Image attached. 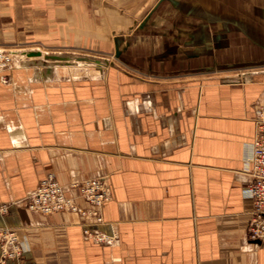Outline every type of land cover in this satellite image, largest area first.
<instances>
[{"label": "crops", "instance_id": "crops-1", "mask_svg": "<svg viewBox=\"0 0 264 264\" xmlns=\"http://www.w3.org/2000/svg\"><path fill=\"white\" fill-rule=\"evenodd\" d=\"M163 1L139 28L112 0H0V47L16 50L0 69V227L25 264H264L242 195L264 5ZM45 54L68 62L36 64ZM48 175L83 209L70 184L103 178V221L28 210Z\"/></svg>", "mask_w": 264, "mask_h": 264}, {"label": "built area", "instance_id": "built-area-1", "mask_svg": "<svg viewBox=\"0 0 264 264\" xmlns=\"http://www.w3.org/2000/svg\"><path fill=\"white\" fill-rule=\"evenodd\" d=\"M13 60V54L0 49V69H4ZM253 122L255 133L249 158L248 173L251 181L242 188V195L252 201V211L247 223V234L251 240L264 243V89L257 103ZM76 190V197L81 198L90 206L80 208L75 198L67 196L62 185L52 176L42 179L36 188L22 200L28 210L38 214H52L58 211L76 212L81 216H91L96 224L103 221L101 208L109 197V187L103 178H89L78 183H71ZM9 209L8 204H0V215ZM89 235V231H84ZM97 242H108L114 235L103 233L90 234ZM23 248L19 234L6 226L0 227V264L13 262L25 264Z\"/></svg>", "mask_w": 264, "mask_h": 264}, {"label": "rangeland", "instance_id": "rangeland-1", "mask_svg": "<svg viewBox=\"0 0 264 264\" xmlns=\"http://www.w3.org/2000/svg\"><path fill=\"white\" fill-rule=\"evenodd\" d=\"M157 1L158 0H112L114 7L116 8L117 11H118V9H119V11L123 9L124 13H126L127 15H131V17H133L135 19H140V18L144 17L146 15V13H148V11L154 6V4ZM201 1H203V3L207 6L210 5V6L215 7L217 5L216 0H201ZM163 2H165V1H163ZM185 2L186 1H184V0H181L179 2V4H180L179 7H181L183 10H185V7H184V4H186ZM239 2L240 3L247 2L248 4H251V5L254 4V2H255V4H260L262 6L264 5V0H239ZM161 3H162V1L160 2V4ZM198 3H200V2H198ZM220 5H221V3L218 4V6H220ZM207 6L201 7L202 11H204L205 14H206V12H208L206 10ZM117 19L119 22H121L119 18H117ZM0 49L6 50V51L11 52V53L13 51L16 52L15 48H10V47L9 48L8 47H0ZM24 57H27L26 54H20V58L23 59ZM65 62H68V61H65Z\"/></svg>", "mask_w": 264, "mask_h": 264}, {"label": "water", "instance_id": "water-1", "mask_svg": "<svg viewBox=\"0 0 264 264\" xmlns=\"http://www.w3.org/2000/svg\"><path fill=\"white\" fill-rule=\"evenodd\" d=\"M163 0H158L154 6L150 9V11L143 17V19L141 20L140 24L138 25L139 28H142L144 26V24L146 23V21L149 19L150 15L152 14V12L156 9V7L160 4V2ZM168 1H173L174 0H168ZM118 45L115 44V54L118 55ZM31 55H40L38 52H32ZM66 61L67 60V56H62V55H58V54H45L43 55L42 60H37L35 61L36 64H42L45 66H49V62L48 61Z\"/></svg>", "mask_w": 264, "mask_h": 264}, {"label": "bare ground", "instance_id": "bare-ground-1", "mask_svg": "<svg viewBox=\"0 0 264 264\" xmlns=\"http://www.w3.org/2000/svg\"><path fill=\"white\" fill-rule=\"evenodd\" d=\"M117 18H119L117 15H113L112 16V19H114L115 21H114V23H117V22H119L118 21V19ZM119 37H121V36H119ZM34 47V46H33ZM38 47V46H37ZM6 49V48H5ZM44 52V51H43ZM25 54V53H24ZM27 56V55H26ZM24 58H27V57H24ZM79 63H84L83 61H81V60H77ZM77 62V63H78ZM80 65V64H79Z\"/></svg>", "mask_w": 264, "mask_h": 264}]
</instances>
